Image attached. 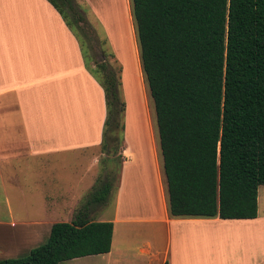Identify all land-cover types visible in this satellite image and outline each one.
<instances>
[{
	"label": "trees",
	"instance_id": "1",
	"mask_svg": "<svg viewBox=\"0 0 264 264\" xmlns=\"http://www.w3.org/2000/svg\"><path fill=\"white\" fill-rule=\"evenodd\" d=\"M130 1L170 216L255 218L264 185V0ZM48 2L80 31L89 27L74 0ZM83 49L105 95L101 149L122 164L121 68L100 60L98 48ZM109 190L106 178L92 201L105 204ZM92 201L70 222L54 223L27 256L0 264H59L109 252L113 222L90 219Z\"/></svg>",
	"mask_w": 264,
	"mask_h": 264
},
{
	"label": "crops",
	"instance_id": "2",
	"mask_svg": "<svg viewBox=\"0 0 264 264\" xmlns=\"http://www.w3.org/2000/svg\"><path fill=\"white\" fill-rule=\"evenodd\" d=\"M135 69L143 77L139 56ZM105 118L103 88L86 68L78 39L54 6L48 0H0V210L6 214L0 221L5 242L0 243V251H7L5 246L31 250L36 247V235L50 233L56 223L48 228L38 219L18 221L13 214H58L74 202L71 186H93L98 152L106 154L100 152ZM144 120L149 130L140 149L133 147L132 138L131 144L127 142L125 122L115 211L111 217L98 218L113 222L111 249L98 254V264H183V254L193 255L189 244L199 248L201 258L195 259L196 264H215L214 249L222 245L218 238L227 225L238 227L257 220L258 197L255 218L170 216L159 139L146 114ZM85 156L86 171L72 179L67 173L71 163ZM60 158L61 173L56 165ZM146 159L150 166L145 165ZM138 162L150 169L151 188L141 183L145 211L123 213L126 207L120 202L128 194V177L134 172L130 169ZM132 192L137 193L133 186ZM40 228L44 229L39 233ZM236 236L240 238L238 253L254 245L250 261L237 263L262 264V241L246 245L248 237ZM252 238L256 239V233ZM91 256L95 255L84 257Z\"/></svg>",
	"mask_w": 264,
	"mask_h": 264
},
{
	"label": "rangeland",
	"instance_id": "3",
	"mask_svg": "<svg viewBox=\"0 0 264 264\" xmlns=\"http://www.w3.org/2000/svg\"><path fill=\"white\" fill-rule=\"evenodd\" d=\"M115 0H74V4L76 5L77 11H79L89 24V27L83 28V32L80 31L75 25L67 22L66 19L62 17L64 22L66 23L67 27L74 33V35L79 38L78 42L81 46V53L82 47L83 50L86 51V54H91L90 47L98 48V56L99 59H104L105 61L111 63L115 68L120 66V77H121V86H120V98L122 101L125 102V108L123 113L119 116V120L124 123V129L121 132V139L120 144L123 147V142L125 141V122L127 123V131H128V141L131 144V139L133 142V147L136 149H140L141 143L147 142V132L149 130V125L147 127L146 121L144 120L145 114L150 121V124L153 128L155 134H157V125H156V118L154 113L153 102L148 94V88L146 87V83L144 77H142L140 71L136 72L135 69V59L139 56L138 50V43H137V35L134 25V20L131 13V1L130 0H117L115 1V13L114 17L112 18L111 22L105 19L104 15L107 12L106 4H109L113 7V2ZM55 8V7H54ZM56 9V8H55ZM59 13V12H58ZM60 14V13H59ZM61 15V14H60ZM62 16V15H61ZM67 19L71 20L70 15H67ZM81 41V42H80ZM113 54V56L111 55ZM103 56V57H102ZM135 57V58H134ZM88 67L90 70L95 69V64L92 60L88 61ZM143 74V73H142ZM99 75V74H98ZM145 110V113L142 108ZM106 105V103H105ZM107 113V109H106ZM105 122V120H104ZM104 129V124H103ZM103 132V131H102ZM100 152H103L100 148ZM80 157V156H78ZM109 156L104 154H99L98 152V171H97V179L96 182L94 180L93 186L88 187V181L86 182V186L84 187L81 185L80 187H73L71 186L72 195H74L75 199H73V203L69 204L70 208H62L58 214H13L14 219L20 221L23 220H39L43 222L46 227H50L52 222H61L60 220H64V222H69L73 219L74 214H69L67 210L76 212L79 208L86 205L88 201H92L94 197V191L101 186L105 181L106 178L109 179L110 182V190L107 196V200L105 204L98 205V203L92 201L89 205L91 212L89 214L90 219L98 220L100 217H111L115 211V204H116V197H117V190L119 187V183L121 180V166L118 162L117 157L112 158L110 161ZM144 160V159H143ZM110 161V162H109ZM62 159L60 158L59 161L56 163L57 168L60 169V173L63 169L61 168L60 163ZM87 156L81 157L80 162L71 163V168L67 172L72 179L78 178V176L82 175L84 171L87 169ZM143 162H138L135 168H131L134 172L130 174L128 179L130 178L129 187L127 188V195L123 201L121 200L122 208L123 206L126 207L125 210L121 212H141L143 213L144 210V196L140 195V193L135 201L132 192V183H134L133 188H136L135 178L136 176L141 174L140 178L146 177L147 179H151L150 173L148 172L147 168L142 167ZM145 165H149V161L147 159L144 161ZM159 163L162 166V159L161 156L159 157ZM162 173L164 175V171L162 169ZM109 176V177H108ZM134 176V177H133ZM139 176V175H138ZM63 181V179H60ZM64 182V181H63ZM132 182V183H131ZM125 182V186H126ZM146 185V183H145ZM59 187V183H58ZM97 187V188H96ZM144 189V188H143ZM144 191V190H143ZM142 191V192H143ZM148 193V192H147ZM147 197V195L145 194ZM140 197V200H139ZM258 216L255 222L244 226H232L227 225L226 232L223 234L222 238H218L221 240V246H217L214 249L216 254L215 264H238L233 259L239 253L238 241L240 238H237L236 235H242L243 238L249 239L250 242H257L256 245L260 244L262 241V254L264 255V185L258 187ZM148 198V197H147ZM139 200V201H138ZM140 202V203H139ZM3 205L2 203H0ZM12 208H14V212H16V204L12 203ZM17 213V212H16ZM121 214V213H120ZM6 214H3L2 210H0V221H4ZM49 223V224H48ZM190 227V226H187ZM2 228V225H0ZM44 228L39 229V233L43 231ZM47 229V228H46ZM45 229V230H46ZM49 230V229H48ZM256 233V239L254 240L252 236ZM3 236L0 235V238ZM49 237V231L46 233L36 235L37 238L36 242H33L36 247L40 244H43L47 241ZM248 241V240H246ZM248 241V242H249ZM236 244V248H232L233 243ZM249 242V243H250ZM4 245V237L0 242ZM7 251H0V260L7 259V258H21L25 257L29 254V249L19 250V248H11V246H5ZM188 248L192 249V257L190 258L188 255H182L183 264H196V258L198 260L201 258L200 254L197 253L199 248L193 247L192 245H188ZM4 250V249H3ZM210 250V249H209ZM22 251V252H20ZM243 250L241 251V253ZM234 256V258H233ZM264 257V256H263ZM262 259V257H261ZM250 261V260H249ZM254 261V260H253ZM259 259L254 263H257ZM263 261V260H262ZM59 264H98V255L91 256V257H79L74 258L72 260H65L60 262ZM245 264V263H244Z\"/></svg>",
	"mask_w": 264,
	"mask_h": 264
},
{
	"label": "bare ground",
	"instance_id": "4",
	"mask_svg": "<svg viewBox=\"0 0 264 264\" xmlns=\"http://www.w3.org/2000/svg\"><path fill=\"white\" fill-rule=\"evenodd\" d=\"M115 1H117V0H115ZM115 1L113 2V7H111L109 4H106V9H107V12L105 13V15H104V17H105V19H107V20H109L110 22H111V20H112V18H115L114 17V14H116L115 12V7L114 6H116V4H115ZM148 170H150L149 169V167H148ZM139 175V176H138ZM138 175H134V176H136V178L134 179L135 180V184H136V188H134L136 191H137V193H134V197H135V199H136V197L141 193V188H142V185H141V183H142V180L144 181V182H146V184L148 185V187L149 188H151V182L149 181V179H147L146 177H144V175H143V178H140L141 177V174H139L138 173ZM133 176V177H134ZM132 183V182H131ZM134 185V183H132V186ZM140 197H141V195H140ZM140 197H139V200H140ZM138 200V201H139ZM248 241H249V239H248ZM250 242V241H249ZM249 242H246V245H248V244H251V242L249 243ZM250 247H253L252 248V250L250 249V251H249V249L247 248V249H245V247L243 248V249H245L242 253H239L238 255H236L235 256V258H234V256H233V260L237 263V262H247L248 260H249V258L250 257H252V255L251 254H253V249H254V245L253 244H251V245H249ZM250 254H249V253ZM249 257V258H248Z\"/></svg>",
	"mask_w": 264,
	"mask_h": 264
}]
</instances>
